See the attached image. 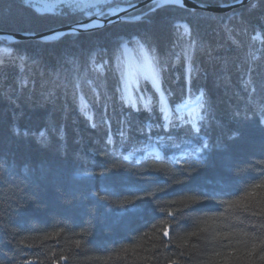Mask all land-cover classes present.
Returning <instances> with one entry per match:
<instances>
[{"label": "trees", "instance_id": "trees-1", "mask_svg": "<svg viewBox=\"0 0 264 264\" xmlns=\"http://www.w3.org/2000/svg\"><path fill=\"white\" fill-rule=\"evenodd\" d=\"M128 18L49 42L0 40V60L9 65L0 78V264H224L225 257L248 264L230 253L264 235V186L257 187L264 185V127L245 91L250 78H264V3L228 13L146 6ZM84 19L0 0L1 31L36 34ZM180 22L191 30L183 39L174 27ZM145 35L152 50L143 49L171 110L205 93L198 136L188 122L164 120L150 81L139 87L147 106L137 92L136 106L122 99L117 57L122 44L138 52L129 41ZM154 55L164 58L163 71ZM252 98L264 104V91ZM158 137L170 148L194 144L201 154L189 162L167 151L127 159Z\"/></svg>", "mask_w": 264, "mask_h": 264}, {"label": "rangeland", "instance_id": "rangeland-1", "mask_svg": "<svg viewBox=\"0 0 264 264\" xmlns=\"http://www.w3.org/2000/svg\"><path fill=\"white\" fill-rule=\"evenodd\" d=\"M128 1L129 0H27V3L40 13L67 12L89 19L110 10L111 8H121L128 4L123 2ZM157 5L164 6L166 4L165 1L159 0L149 4L147 7H157ZM135 18H137V16H135ZM185 27H187V25L183 22L177 24V28L182 34L185 32ZM56 39L58 38H55L54 40ZM256 39L260 40L259 36H256ZM117 62H119V64L116 63L118 67L123 65V84L120 88V94L125 103L136 106L138 99L136 98L135 93L137 92L140 95L139 99L147 106L148 101L143 98L139 87L141 82L150 81L161 97L160 110L164 120L168 123V121H172V118H175L178 122H188L193 128H196L197 123L200 121L199 118L202 102L200 94L193 98H185L180 104L174 106L171 110L165 97L161 93V88H157L158 81L152 72L150 60L143 48H139L138 52L133 53V50L127 44H122L120 55L117 57ZM145 66H148L147 71L141 69V67L144 68ZM95 67L98 70H102V64H95ZM131 71L133 72L132 78L129 74ZM197 148L199 147L194 144H185L181 147L177 146L175 148H170L162 137H158L154 138L151 142L145 143L141 149L128 153L126 157L127 159L136 158L137 160L147 156L161 158L164 151H167L172 160L181 159L186 162L197 161L201 154L200 151H193Z\"/></svg>", "mask_w": 264, "mask_h": 264}, {"label": "water", "instance_id": "water-1", "mask_svg": "<svg viewBox=\"0 0 264 264\" xmlns=\"http://www.w3.org/2000/svg\"><path fill=\"white\" fill-rule=\"evenodd\" d=\"M155 1L159 0H142L139 2L127 4L121 8H111L110 10H107L99 15L93 16L92 18L78 21L76 23L69 24L66 26L54 28L42 33H16L0 30V40L6 42H16L24 40L49 42L54 40L55 38H59L64 35L75 36L78 34L91 32L107 25L126 21L129 15L148 6L149 4ZM252 1L253 0H235L225 4L213 5L203 3L197 0H170V2L168 3L165 2V4L189 11H202L207 13H228L234 9L247 5ZM157 88H160V85L158 83Z\"/></svg>", "mask_w": 264, "mask_h": 264}, {"label": "snow or ice", "instance_id": "snow-or-ice-1", "mask_svg": "<svg viewBox=\"0 0 264 264\" xmlns=\"http://www.w3.org/2000/svg\"><path fill=\"white\" fill-rule=\"evenodd\" d=\"M25 2H27V0H25ZM166 3L170 2V0H165ZM261 3H264V0H261ZM31 6V5H29ZM160 5H157V7H159ZM253 7H255V5L253 4L252 5ZM150 11H154V9H150ZM174 27H177L174 25ZM184 34H187V35H190L191 34V30L188 28V27H185V32ZM179 39H183V34L179 37ZM130 43H134L136 46L140 47V48H144L145 46H147L150 50H152V45L150 43V37H148L147 35L145 36H142L140 38H134L132 41H129ZM233 43H237L236 41H233ZM196 44V41H192L188 47L186 49L183 50L184 52V56L185 58H187L190 54H191V49L193 48V46ZM211 53H212V49L211 48H208L207 50V54L211 57ZM21 59H24V57H22ZM153 59L156 60L158 63H160L161 65V71L164 70V58L161 57L160 55H154L153 56ZM93 62H95V59L93 58ZM9 65H7L5 63V61L3 60H0V78H4L6 79L7 78V74L6 72L4 71V69L6 67H8ZM21 72L24 70L23 66H20V69H19ZM249 72H252L253 69L250 67L248 69ZM27 83V81L21 77L20 78V84L23 86ZM260 89L262 91H264V78H261L259 79L258 81H253L251 78L245 82V91L249 92V97H248V100H249V104L255 109V112H254V115H258L259 116V120H258V124L261 126V127H264V104H259L257 103L255 100H253L252 96L254 93L257 92V89ZM250 89V91H249ZM201 95H205V93L203 91H201ZM201 107L204 108L205 110V113L207 114L208 112V106L206 105H201ZM240 116V113L239 112H236L233 114V119H236L237 117ZM201 121H204L207 119V115L205 116H202L199 118ZM244 119L245 121H247L249 119V117L247 116V114L245 113V116H244ZM95 127V125H93ZM203 128V124H201L199 127H196L194 129V131L197 133V136L199 134V132L202 130ZM190 131H192L190 129ZM238 134V133H236ZM41 136H44L45 134L43 132L40 133ZM121 135H123V133H121ZM197 143L200 144L201 148L204 149V150H207L210 145L206 142L203 141L202 138H198L197 139ZM194 152H199L200 149L197 148V149H194L193 150ZM107 171H109V169H105L104 172H101L100 175H104ZM86 175H92V173H86ZM261 186H264V185H257V187H261ZM93 195H95L93 193ZM103 199V198H102ZM123 206V205H121ZM160 211H164L163 208L160 209ZM168 215L169 216H172L173 215V212L171 210L168 211ZM253 215H256V213H253ZM259 227H264V224L260 225ZM204 229H201V231H203ZM164 235L167 237L168 236V231L167 229H165L164 231ZM190 236H195V235H198L197 232H191L189 233ZM221 234L220 233H217L216 236H220ZM225 238H227V234H225ZM213 240L216 239V237H212ZM28 247H31V245H28ZM77 247H79V242H77ZM165 247H167V245H165ZM181 256H183V253L180 254ZM216 256H220L221 253L220 252H216L215 253ZM230 255H235L236 256V259L237 260H240L241 257H246L247 258V261H248V264H254V260H253V257L258 255V258L260 261H264V235H261V236H254V240L253 242L251 243V246L250 248L246 249L243 253H236L235 250H233ZM61 259H65V257H61ZM25 264H32V261H25ZM168 264H177V261L176 260H170L168 262ZM207 264V262H206ZM214 264H219L218 261L214 262ZM224 264H229V259L228 257H225L224 258Z\"/></svg>", "mask_w": 264, "mask_h": 264}, {"label": "bare ground", "instance_id": "bare-ground-1", "mask_svg": "<svg viewBox=\"0 0 264 264\" xmlns=\"http://www.w3.org/2000/svg\"><path fill=\"white\" fill-rule=\"evenodd\" d=\"M128 19H129V18H128ZM141 69H144L145 71H147V70H148V66H145L144 68L141 67ZM129 74H130V76H131V78H132L133 72L131 71Z\"/></svg>", "mask_w": 264, "mask_h": 264}]
</instances>
